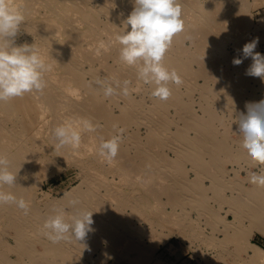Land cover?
Returning a JSON list of instances; mask_svg holds the SVG:
<instances>
[{
  "label": "bare ground",
  "instance_id": "obj_1",
  "mask_svg": "<svg viewBox=\"0 0 264 264\" xmlns=\"http://www.w3.org/2000/svg\"><path fill=\"white\" fill-rule=\"evenodd\" d=\"M232 1L210 0L203 7L204 13L199 8L202 6L192 7V0H179L184 31L173 38L163 64L170 71L175 69L183 83L170 84L171 97L161 101L151 96L153 86L139 81L136 69L119 59L120 45L114 41L115 35L124 31L123 21L133 10L134 0H10L25 17L16 37L23 40H16V45L34 43L50 71L45 74L47 86L42 94L26 93L0 102V154L12 160L11 170L18 172L17 184L3 190L30 202L26 216L15 205H0V264H84L85 259L91 261L95 256L94 260L101 263L111 253L133 260L148 256L151 250L144 243V230L134 220L160 227L163 222L172 223L181 228L176 227L181 235L193 225L191 214L186 213L191 208L196 213L195 222L203 220L209 227L222 224L225 242L235 245L244 241L252 251L257 250L249 261L264 264V251L247 241L253 230L264 237V187L250 183L253 188L245 189L238 170L229 176L231 171L226 169L222 155H246L233 152L216 128L223 123L218 110L238 112L243 104L239 94L242 87L238 88L243 74L236 71L234 75L239 78L230 79L223 73V63L228 60L217 35L222 31L216 34L225 17H230L233 25L244 17L243 6L230 8ZM220 7L228 11L224 13ZM197 9L201 13L193 17L191 13ZM237 40L242 50V40ZM211 54H215L213 61ZM232 68L235 71L236 67ZM97 79L109 83L113 79L121 83L129 80L130 95L106 98L95 84ZM244 81L242 85L248 82ZM70 117L88 118L100 127L95 133L83 134L79 149L68 146L56 150L52 129ZM115 135H122V142L117 157L108 163L96 149L102 139ZM63 159L79 168L83 188L80 184L79 190L77 185L79 191L65 194L62 205L59 203L68 207L70 199H78V207L92 213L93 231L83 241L53 244L43 235L42 225L54 203L46 208L45 215L38 211L33 186L43 167ZM247 173L245 180L249 182L252 172ZM202 180H208V186ZM124 189L127 197L121 194ZM206 190L218 207L225 205V216L220 217L212 205L208 206ZM149 209H154L155 216L147 220L144 212ZM244 219L250 228H243Z\"/></svg>",
  "mask_w": 264,
  "mask_h": 264
},
{
  "label": "clouds",
  "instance_id": "obj_2",
  "mask_svg": "<svg viewBox=\"0 0 264 264\" xmlns=\"http://www.w3.org/2000/svg\"><path fill=\"white\" fill-rule=\"evenodd\" d=\"M182 5L179 0H134L131 13L123 21L124 31L114 37L120 45L119 59L136 69V76L145 85L153 86L151 96L161 101L171 95L170 84L183 83L175 69L171 71L163 64L173 38L184 31ZM25 17L20 7L10 0H0V102H5L26 93L42 94L47 86L45 74L50 66L41 56L35 44L24 43L17 46L15 41ZM130 26V30L129 29ZM259 38L243 46V58H251L252 64L246 75L259 77L264 81V56L255 52ZM243 59L235 58L232 63L240 65ZM95 84L103 89V95L113 97L130 95L131 81L113 79L111 83L97 79ZM91 86V85H90ZM246 114L238 118V132L243 136L242 147L251 160L264 166V100L246 104ZM98 124L84 117H70L52 129L54 148L59 150L70 146L79 149L85 133H95ZM115 127V126H114ZM122 134L123 130H119ZM122 135L101 140L96 151L108 163L118 155ZM12 160L0 154V205H15L26 216L30 212V202L18 198L4 186L12 188L17 184V173L12 170ZM250 183L264 187V169L250 175ZM78 199H70L68 207L51 206L43 222V235L53 244L62 241L85 240L92 229V213L80 209ZM69 208L73 214L68 215Z\"/></svg>",
  "mask_w": 264,
  "mask_h": 264
},
{
  "label": "rangeland",
  "instance_id": "obj_3",
  "mask_svg": "<svg viewBox=\"0 0 264 264\" xmlns=\"http://www.w3.org/2000/svg\"><path fill=\"white\" fill-rule=\"evenodd\" d=\"M229 1H232V0H229ZM238 1L233 0L232 2H234V3L230 4V8L234 4L236 6H238V5L243 6V10H245V11H243V13H245V14H244V17L240 20V22H238V24H236V25H233L230 17L229 18L225 17L224 21L226 19V22L225 23L220 22V24H219L220 26L217 28V30L219 32L217 30H215L214 28H213V31H215V32L217 31L216 34L221 33V31H222L221 34H217V35H219V38H220L221 50L223 51L225 58L228 60V62L223 63V66H222L223 67V69H222L223 73L225 72L224 74H226V76L230 79L232 77L233 78H239L238 74L234 75L235 74L234 72H236V71H237L236 73H238V71H239L243 74V76L241 77V81L239 83L240 85L238 84L239 85L238 88L242 87V88H239V90H240L239 94L241 96L240 100L242 98L241 103H243L242 106L239 105V108L241 109L242 112L238 111L240 109H237V108L236 109L238 112H236V110H234V109H232V110L222 109L223 111L221 110V112H222L221 113V112H219L220 110H218V115H219V117L221 116V118H222L221 122H223V123L221 124L222 127L220 125V126H217L216 128L220 129V130H218V132H219V135H221V136L223 135L222 140L229 143L230 145H232V148H234V149H232L233 152H239L240 153V151H241L242 152L241 154L246 155V157L247 156L249 157L246 150L242 147L243 136H242V134L238 133V118L240 116L238 114H242V113L246 114L247 109H246L245 101L247 102V104H249V103H255L253 101H257L258 99H259V101H261V99L264 100V81H262L261 78H259V77L250 76L251 77L250 78L249 75H246L245 70H247L251 66L252 60L250 57L247 58L246 60L243 58L242 50L239 49L236 41H238L237 39H240V41L242 40L241 42H242V49H243V46L246 43L251 42L255 38H259V43L257 44V47L255 48L254 51L259 52L262 56H264V0H238ZM209 2H210V0H192V7L193 6L195 7V5L196 6H202L199 8L204 10V8L208 5L207 3H209ZM237 2H238V4H236ZM197 3L200 5H197ZM220 8L222 10H224L223 11L224 13L226 11H228L227 7L226 8L220 7ZM193 11L194 12L191 13L194 15L193 17H195V16L197 17V15H199L201 13V12H198V9L196 11L195 10H193ZM204 13H206V10H204ZM196 19L197 18H194L193 20H196ZM199 20H200V18L196 21H199ZM228 20H230V21H228ZM243 21H245L246 23ZM227 22H229V23L226 24ZM221 25L223 28L221 27ZM199 26H200V23L197 25V28H199ZM225 26H226V28H225ZM245 26H246V28H244ZM234 27L237 29H235ZM238 27H239V29H238ZM242 27H243V29H241ZM232 30H233V32H232ZM240 33H242V34H240ZM237 34H240V35H237ZM230 36H232V37H230ZM244 37L247 41L245 39H243ZM225 39H227V41ZM16 40L22 41L23 37L20 36ZM243 40L245 41V43L243 42ZM186 44L188 45V42H186ZM222 45H223V47H222ZM214 55L215 54H211V60L212 61L216 59V58L213 59ZM235 58L243 59V62L238 66L234 65L232 63V61ZM229 66H231V67H229ZM233 66H235L237 70L234 68L235 71H232ZM237 67L239 69L241 67V69L239 70ZM224 68H225V70H224ZM244 68H245V70H243ZM228 71L232 74H230ZM244 73H245V75H244ZM242 81H244V82L248 81V82L243 83V85H244L243 86L241 83ZM245 86H246V90H245ZM241 89H242V91H241ZM242 92L245 95L242 94ZM259 101H257L256 103H258ZM224 111H227V112H224ZM229 111H231V112H229ZM220 113H221V115H220ZM217 124L219 125L218 122H217ZM233 146H235V147H233ZM232 155H233L232 157L227 156V155H222V157H221L223 159V162H224L226 169L231 171L229 173V176L233 175V170H238L239 173L241 174L240 175V177L242 179L241 181H242V184L244 185L245 189H248V190L252 189L253 185L250 184V182H248L247 180H245V178L248 174L247 173L248 170L250 173L251 172L252 173L253 172L260 173L261 170L264 169V166L257 165L256 163H254L251 160L250 157L249 158L247 157L248 159L246 157L244 158L241 156H239L238 158H235V154H232ZM66 160L65 159L58 160V161L54 160L52 163L43 167L41 176H39L38 181L33 186V191H34L33 194L35 196L34 197V203H35L34 205L36 206V208L38 206V211H41L43 215H45V212L47 211L46 208L50 207V205H52L53 203H54L53 205L57 204L56 206H59L60 203L62 205V200H63L65 194H70V193L74 192L76 190V188H78V187H79L78 188L79 190H81L83 188L82 187L83 185L81 184V179H80L81 174H79L80 173L79 168H76L74 163H72L68 160L66 161ZM64 164H66V165H64ZM186 166H187L186 168H189L188 164ZM42 175H44V176H42ZM208 183H209L208 180H205V181L202 180L203 185L208 186ZM77 185H78V187H77ZM79 185L81 186V189H80ZM250 187H252V188H250ZM79 190H76V191H79ZM121 190H123V189H121ZM125 190H127V189H124V191H121V194H123V196L127 197L128 193H126ZM120 191L118 190V192H120ZM209 191L206 190V196H208L210 198V199L207 198L209 200L208 206L212 205L213 210H215L216 213H218V215L220 217H223V215L225 216L224 213L227 210V208L225 207V205L222 206L223 208L222 207L220 208V207H218V205L213 203L214 200L212 199L211 192L209 193ZM162 200H164V199H162ZM45 203H47V204H45ZM216 207L218 209H216ZM128 209L129 208H127L126 210L129 211L130 209L129 210ZM166 210L168 212L170 211L169 209H166ZM186 211H187L186 213H189L188 215L191 214V216H189V217L191 218V220H193V222H191V223H193L194 226L190 223L191 225L189 226L190 227L189 229H187V230L183 229L184 233L183 234L181 233L182 236L179 235L180 234L179 230L181 228H178L176 226L179 229L178 230L175 227L174 223H173L174 224V226H173L172 223L163 222L164 226L162 225L160 227V226H156V225L155 226L149 225V223L145 222L144 220H136L135 219L136 222L134 220L135 225L137 227L140 226L141 231H143V230L145 231V233H144V231L142 232V234L145 235V236L143 235L144 243L151 250L150 253L148 254V256H145L143 254L144 257L137 256V258H135L133 260L130 257L122 256V254L111 253L110 255L106 256L101 263H97L94 260L96 258V256L94 259H91V261L89 259H85L84 262L86 261L85 262L86 264H89V262H90V264H153L155 262L157 264H257L255 261H254V263H252V261H249L250 260L249 256H252L253 253H257V250L253 249V251H252V248H250V245L245 246L247 244L244 241H241V242L236 241V244L239 243V245H236V244L234 245L235 242L234 243L225 242L223 239L224 234H223V226H221L222 224H217L214 227H209V225H207L206 222H204L203 220L200 221L202 223L197 222V221L195 222V218H196L195 210L193 208H191L189 210L187 209ZM144 213L146 214L147 220L151 216H153V215L155 216L154 209H153V211L149 209L147 212H144ZM150 214H152V215H150ZM165 223H166V226H165ZM241 224H242L243 228L247 227V229H248L251 227L248 219L242 220ZM185 226H187V225H185ZM185 226H183V227H185ZM198 226H200V227H198ZM142 227H145V228H142ZM170 227H172V228H170ZM191 229L192 230L194 229L192 232H194V231L195 232L192 233ZM197 229H200V232L202 230V233H200L199 230H197ZM146 230L149 232H147ZM173 231H175V232H173ZM197 232H199V233H197ZM203 233H204V235H203ZM200 234H202L203 236L202 235L200 236ZM204 236L207 238H205ZM208 236L211 237V240L206 241V239H209ZM183 237H185V238L182 239ZM145 238H146V240H145ZM186 238L189 242L186 241ZM195 238H197L198 240H195ZM204 238H205V240L203 242ZM200 239H202V240H200ZM212 239L214 241H212ZM205 241H206V243H205ZM210 241L213 244L210 243ZM221 241H224L225 243L224 242L221 243ZM247 241H248V243H251L253 245L260 247L264 251V237L261 236L260 234H258V232H255L253 230V232L250 233V236L247 239ZM207 243H209V244H207ZM223 243H224V246H223ZM215 244L217 245V247ZM229 245H231V246H229ZM212 246H214V247L211 248ZM234 248L236 250L240 249L241 252L235 251ZM222 251H223V253H222ZM221 253L223 256L221 255ZM261 254H264V252H262Z\"/></svg>",
  "mask_w": 264,
  "mask_h": 264
}]
</instances>
